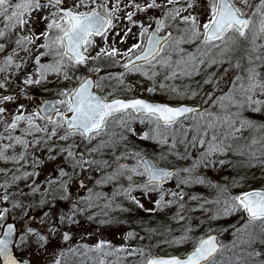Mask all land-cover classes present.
I'll list each match as a JSON object with an SVG mask.
<instances>
[{
  "label": "snow or ice",
  "instance_id": "6c2138e0",
  "mask_svg": "<svg viewBox=\"0 0 264 264\" xmlns=\"http://www.w3.org/2000/svg\"><path fill=\"white\" fill-rule=\"evenodd\" d=\"M130 38L125 50L117 47ZM102 59L122 71L100 75ZM128 75L169 100L116 95ZM50 85L56 98L37 102ZM137 140L167 151L152 157ZM229 154L264 167V0H0V264H128L130 256L137 264H264V188L232 194L206 175L231 163ZM170 156L190 163L161 167ZM49 162L55 168L39 201L25 203L22 197L40 192L38 177ZM169 180L175 189L164 187ZM109 185L110 195L97 191ZM194 185L215 195L186 200L183 189ZM137 191L155 194L154 208H145ZM54 192L68 211L57 219L49 206L29 219ZM118 198L148 213L175 208L172 220L187 223L179 235L167 229L162 242L184 250L160 256L152 251L158 244L130 247L134 231L120 246L102 235L73 242V225L122 223L112 213L131 209ZM185 211L207 215V230L197 235ZM236 213L225 243L217 233L228 229L211 222ZM143 231L149 239L154 233ZM57 239L58 250L46 259Z\"/></svg>",
  "mask_w": 264,
  "mask_h": 264
},
{
  "label": "rangeland",
  "instance_id": "374dc122",
  "mask_svg": "<svg viewBox=\"0 0 264 264\" xmlns=\"http://www.w3.org/2000/svg\"><path fill=\"white\" fill-rule=\"evenodd\" d=\"M135 31V30H134ZM119 39V38H117ZM99 42V38H97ZM134 42L133 39H129L126 44L121 45L117 43V47H119L122 51L125 50L128 46H130ZM187 47V46H186ZM227 65H225L226 67ZM99 67L101 68L100 75L107 76L109 72L111 73H118L122 71L119 67L113 66L109 61L107 60H101L99 62ZM216 71V70H215ZM220 71L222 72L223 69L221 68ZM126 84L123 87H116V95H128V96H143L150 99H156V100H162V101H168L169 98L161 95L160 93H157L155 95L149 94L145 89L148 86V83L144 81L139 76H133L128 75L125 77ZM188 81H184L183 83H187ZM176 83L179 85L182 82L176 81ZM66 86L71 87L72 85L68 82H65ZM111 85L113 87L116 86V81H111ZM130 86L131 91H126L125 88ZM210 86H206L207 90ZM51 89L49 92L46 93H37L36 94V100L39 102L44 97L56 95V89L53 86H49ZM112 87H109L107 91H111ZM103 94H106L104 92ZM195 100H186L184 102H194ZM173 102H179V101H173ZM196 102V101H195ZM138 132L143 131L144 127L137 123L135 125ZM137 144L144 149V151L151 155L152 157H158L161 151H167V147L165 146L163 149H161L160 146L154 145L151 142L147 141H136ZM31 151V150H30ZM74 151H83V148L80 149H74ZM190 151H193L190 149ZM37 155H43V157L47 158V153H39L37 152ZM231 154L227 158H229ZM172 157V156H170ZM31 160V156H29V161ZM169 157L161 162L162 165H176V166H187L190 161H181L174 157L172 161H168ZM128 163H132V161H128ZM5 165L3 163H0V168H4ZM7 167H12V165H7ZM227 167V164L220 166L217 164L216 168L208 169L206 172L207 178L211 180L213 183H219L221 185V177L223 170ZM46 171H41V175L38 177V180L41 182V190L36 194V196L33 198L31 196H28L27 198H23L24 202L27 203L28 200H33L34 203H37L40 199L41 194L43 193V188L46 187V185L43 184V181L47 175L50 174L51 170L55 168L54 163H46L43 166ZM31 171V169H28ZM11 174V173H9ZM52 175H55V173H51ZM203 174V172L201 173ZM88 173H84V176L86 177ZM93 176H96V173H92ZM3 177L0 176V183L3 182ZM141 179V178H137ZM28 183H31L29 181ZM20 188H22L25 192H28L29 189L25 187L24 183H20ZM165 188L175 189V180H171L167 185H164ZM224 187V186H222ZM186 193V200L188 195H198V196H204L207 198H212L214 196V190H211L207 188L204 185H194L189 188L183 189ZM3 189H0V192H2ZM97 191H104L107 194H111V186H107L102 189H97ZM73 193H75V188H73ZM83 194V193H81ZM137 198L141 200V202L145 205V208H154V199L155 194H152V197L149 198L148 196H142L140 192L134 193ZM59 193H52L46 196V199L48 200L49 204L46 205L43 209L36 207L33 208L30 211L29 219H36L38 220L40 218V213L42 211L48 210L49 206L55 209L57 214V219L59 217V214L61 212H67L68 206L65 201L59 200ZM117 203H122L125 208L131 209L129 212L120 213V212H114L112 213L113 216H116L119 218L122 223L114 224V225H104L99 226L97 224L88 225L87 223L84 224L83 227H77L76 225L72 226V233H73V242H81V243H92L95 241V239L98 236H104L106 239L112 241L113 244L120 246L124 244L123 236L125 232L127 231H134L138 233L137 237L129 242L130 247H137V246H144V245H157L156 247L152 248V251L155 254H169V253H176L178 251H183V248L177 249L170 247L168 244L163 243L164 236H167L169 233L166 231L167 229L172 230L173 235H179V230L182 228V226L187 223V220L182 221L181 223H176L172 220V215L175 212V208L172 209H164L163 211H153L151 213L145 212L142 209L136 208L134 205L129 204L127 201H123L122 198H118ZM202 203V202H201ZM61 205L60 210H58V206ZM197 205V202L189 201L188 206L189 207H195ZM206 208H214L212 205H205ZM16 212V215H19V210H14ZM185 217L191 216L192 218V225L196 228V234L200 235L201 229H203V225H206L209 223L207 215L201 213L200 211L196 212H188L185 211L183 213ZM239 213L234 214L233 216L229 217H222L216 221H212V227L213 228H221V229H228V231L217 233L218 237L221 241H224L225 243H228L231 241V228L230 225L234 224L239 219ZM203 220L205 223L203 225L200 224V221ZM35 226V225H33ZM143 228H150L154 230V233L151 234V238L149 239V233H146L143 231ZM85 229H88L87 231ZM89 231H94L95 235H89ZM163 233V236L161 235ZM145 236L146 238L141 240L139 237ZM82 237L84 239H82ZM60 241L57 239L53 241V244L50 246L49 249V255L46 257V259L52 258V253L59 248ZM139 260V257L137 256H130L128 257V264H137V261ZM43 264V261L41 262Z\"/></svg>",
  "mask_w": 264,
  "mask_h": 264
},
{
  "label": "trees",
  "instance_id": "16d2710c",
  "mask_svg": "<svg viewBox=\"0 0 264 264\" xmlns=\"http://www.w3.org/2000/svg\"><path fill=\"white\" fill-rule=\"evenodd\" d=\"M215 70L216 69L213 68L210 71ZM196 79L200 78L197 77ZM193 87H195V84H193ZM198 100L199 97H197L195 101ZM257 119L259 120L260 117H257ZM180 151H183V146L180 147ZM173 159L174 157H169L168 161H172ZM226 159L230 160L231 163H228L227 167L222 172L221 186H231L232 194H237L241 190L249 188H264V167L260 165L249 167L246 165L244 157L231 155ZM233 181L238 182V186H232ZM203 231H205V228L201 229V232Z\"/></svg>",
  "mask_w": 264,
  "mask_h": 264
},
{
  "label": "water",
  "instance_id": "95a60500",
  "mask_svg": "<svg viewBox=\"0 0 264 264\" xmlns=\"http://www.w3.org/2000/svg\"><path fill=\"white\" fill-rule=\"evenodd\" d=\"M137 97H140V96H137ZM54 98H56V97H49V98H45V99H54ZM143 98H145V97H143ZM145 99H148V98H145ZM149 100H153V99H149ZM185 103H190V102H185ZM161 167H168V166H162L161 165ZM170 181V180H169ZM168 181V182H169ZM160 256H165V255H160Z\"/></svg>",
  "mask_w": 264,
  "mask_h": 264
},
{
  "label": "bare ground",
  "instance_id": "6f19581e",
  "mask_svg": "<svg viewBox=\"0 0 264 264\" xmlns=\"http://www.w3.org/2000/svg\"><path fill=\"white\" fill-rule=\"evenodd\" d=\"M162 165V164H161ZM253 189H261V188H249V189H246L245 191H247V190H253ZM239 193V192H238ZM212 224V223H211ZM203 227L205 228V230H207V228H208V224H206V225H203Z\"/></svg>",
  "mask_w": 264,
  "mask_h": 264
},
{
  "label": "flooded vegetation",
  "instance_id": "af4514ba",
  "mask_svg": "<svg viewBox=\"0 0 264 264\" xmlns=\"http://www.w3.org/2000/svg\"><path fill=\"white\" fill-rule=\"evenodd\" d=\"M101 94H103V93H101ZM52 96H56V95H52ZM118 96L131 97V96H128V95H118ZM48 97H51V96H48ZM44 98H45V97H44ZM44 98H43V99H44ZM60 208H61V205L58 206V210H60Z\"/></svg>",
  "mask_w": 264,
  "mask_h": 264
}]
</instances>
